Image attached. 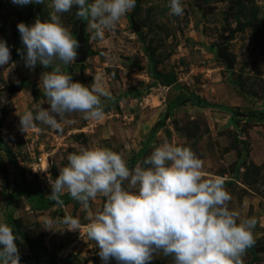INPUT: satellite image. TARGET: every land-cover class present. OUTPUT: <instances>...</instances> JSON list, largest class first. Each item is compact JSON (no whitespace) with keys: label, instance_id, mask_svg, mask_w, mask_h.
<instances>
[{"label":"rangeland","instance_id":"1","mask_svg":"<svg viewBox=\"0 0 264 264\" xmlns=\"http://www.w3.org/2000/svg\"><path fill=\"white\" fill-rule=\"evenodd\" d=\"M182 6L183 15L174 16L168 0H136L102 39L93 37L74 7L60 18L73 38L84 29L87 61L29 69L16 26L47 20L50 0L24 6L0 0V39L11 55L10 63L0 66V222L17 237L19 264H103L87 229L105 198L98 194L84 209L65 191L63 203L56 204L48 198L49 178L81 149L101 146L122 153L131 169L163 142L189 147L202 161L204 178H223L229 209L240 219L256 220L255 243L245 250L243 264H264V120L249 117L264 114V0H182ZM224 49L235 64L232 70L219 58ZM57 65L83 85L102 77L111 96L101 98L103 108L108 106L104 118L85 120L72 113L66 119L73 122L62 124L61 131L39 123L20 131L19 115L48 108L40 77ZM159 74H174L175 82L166 84ZM195 98L215 107L182 103ZM25 185L39 186L45 204H51L30 203L22 193ZM65 215L79 219L78 231L60 223L53 230L42 227L45 218L59 221ZM22 236L36 244L37 259ZM150 264H172V258L159 253Z\"/></svg>","mask_w":264,"mask_h":264},{"label":"clouds","instance_id":"2","mask_svg":"<svg viewBox=\"0 0 264 264\" xmlns=\"http://www.w3.org/2000/svg\"><path fill=\"white\" fill-rule=\"evenodd\" d=\"M11 3L24 6L45 0ZM135 4L136 0H50L47 20L16 26L25 46V66L74 63L78 42L60 14L75 7L76 17L88 22L94 38L102 39L105 30L114 28ZM168 7L170 15H183L182 0H168ZM10 59V49L0 39V66ZM40 83L48 108L19 115L20 131L27 133L37 123L61 131L62 124L73 122L66 119L72 113L85 120L104 118L101 98L111 96L102 77L83 85L57 65L56 70L41 74ZM49 183L48 198L56 204L63 203L60 197L65 191L84 209L98 194L105 198L87 229L103 264L110 259L116 264H150L159 253L170 256L172 264H243L245 250L255 243V218L240 219L236 210L229 209L231 196L223 178H204L201 159L187 146L163 142L131 169L122 153L101 146L81 149L67 156L66 165ZM55 223L69 231L80 228L79 219L71 215L59 221L45 218L42 227L53 230ZM16 241L12 227L0 222V264H19Z\"/></svg>","mask_w":264,"mask_h":264},{"label":"trees","instance_id":"3","mask_svg":"<svg viewBox=\"0 0 264 264\" xmlns=\"http://www.w3.org/2000/svg\"><path fill=\"white\" fill-rule=\"evenodd\" d=\"M75 66H78V65H75ZM157 77L162 79V80H164L166 82V84H173L175 82V75L174 74H170V75H167V76H161L159 74V75H157ZM195 99L196 100H193V99L185 100L182 103L190 102V103H193L197 107H200V108H208V107L214 108L215 107V106H211V105L203 102L199 98H195ZM104 107H105V108H103L104 111L108 109V106H104ZM230 112H232V111L230 110ZM233 114L235 116H238V114H236V113H233ZM249 117L252 118V119L264 120V114L261 113V112L251 113L249 115ZM163 125H164V121L162 120L159 123H157V125L153 128V131H155L158 127L163 126ZM7 155H8L9 158H11V153L9 151H7ZM22 193L26 196L27 199H29L30 203H34L35 204V202H36V203H39V204L43 205V207H48V205L51 204V203L45 204V195H44L43 191L41 190V188L39 186L32 187V186H29V185H25L23 187ZM22 239L28 244L33 258L37 259L39 254H38V250H37L36 244L33 241H31L28 238H26L25 236H22Z\"/></svg>","mask_w":264,"mask_h":264},{"label":"water","instance_id":"4","mask_svg":"<svg viewBox=\"0 0 264 264\" xmlns=\"http://www.w3.org/2000/svg\"><path fill=\"white\" fill-rule=\"evenodd\" d=\"M132 24H133L134 32L135 33H139L140 32L139 25H137L134 21H132ZM75 39L78 42V47L76 49L77 56H76V59H75L74 63L77 64V65L84 64L87 61V59H88V57L90 55V52H89V50L86 49V44L88 42V37L85 34L83 28L76 35ZM219 58L222 59L226 63L228 69H230V70L234 69V65L235 64L232 61V59L229 57L227 49H224L221 53H219Z\"/></svg>","mask_w":264,"mask_h":264}]
</instances>
